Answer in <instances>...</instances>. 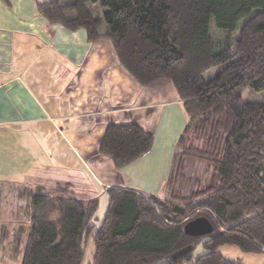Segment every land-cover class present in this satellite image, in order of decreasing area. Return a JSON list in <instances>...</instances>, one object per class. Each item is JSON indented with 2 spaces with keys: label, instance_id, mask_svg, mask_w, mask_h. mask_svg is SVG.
Instances as JSON below:
<instances>
[{
  "label": "trees",
  "instance_id": "obj_1",
  "mask_svg": "<svg viewBox=\"0 0 264 264\" xmlns=\"http://www.w3.org/2000/svg\"><path fill=\"white\" fill-rule=\"evenodd\" d=\"M64 1L37 2L36 11L49 25L83 29L89 43L109 38L123 69L142 87L169 82L186 124L165 198L110 187L98 228L99 202L77 192L71 177L53 181L49 192L40 182L18 185L16 200L24 209L16 204V213L27 221L12 222L19 226L11 252H23L20 264H83L89 241L91 264H242L228 261L221 246L264 253V99L244 100L264 94V0ZM210 18L225 33L220 43L209 34ZM214 68L219 71L204 80ZM153 142V134L135 123L109 124L99 153L120 169L147 154ZM202 165L213 173L206 182L189 173ZM195 218L207 219L212 233H184ZM5 223L0 246L10 228Z\"/></svg>",
  "mask_w": 264,
  "mask_h": 264
},
{
  "label": "crops",
  "instance_id": "obj_2",
  "mask_svg": "<svg viewBox=\"0 0 264 264\" xmlns=\"http://www.w3.org/2000/svg\"><path fill=\"white\" fill-rule=\"evenodd\" d=\"M37 2L0 1V148L10 129H34L47 138L52 153L58 139L105 195L110 187H127L128 180L136 191L145 187L155 191L158 183L167 182L171 168L174 148L165 145L175 147L181 135L175 137L162 124L168 121L177 128L186 123L171 84L142 87L123 69L109 38L89 43L83 29L72 32L49 25L39 17ZM130 123L152 133L153 146L117 169L99 153V142L107 125ZM38 169L36 174L43 165ZM32 171L24 182L30 181ZM248 261L264 264V253Z\"/></svg>",
  "mask_w": 264,
  "mask_h": 264
},
{
  "label": "rangeland",
  "instance_id": "obj_3",
  "mask_svg": "<svg viewBox=\"0 0 264 264\" xmlns=\"http://www.w3.org/2000/svg\"><path fill=\"white\" fill-rule=\"evenodd\" d=\"M29 0H24V2ZM44 0H38V2H43ZM67 1V0H66ZM64 1V2H66ZM209 34L214 41L220 43V39L225 34L224 31L218 29L213 18L209 19ZM219 69L214 68L209 70V72L203 75L204 80H210V78L215 75ZM264 99V94L257 95H245L244 100H248L251 102H257ZM184 113V111H183ZM182 113V115H183ZM185 116V115H184ZM186 124V123H185ZM184 124V126H185ZM164 127L169 129V132L176 133L175 137H177L178 133H182L184 130V126L172 127V124H169L168 121H164L162 124ZM42 133H36L34 129H27L17 127L9 130L8 138H4L2 142V148H0V224L4 222L10 223V228L7 233V237L5 243L0 246V264H20V260L22 258L23 252L19 250L16 255H13L14 252H11V246L14 242L15 230H17L18 224L27 221L22 217V212L16 213L18 211V206L16 204H22V201L18 202L16 190L19 187L18 185L22 184L24 180L23 177L26 176V173H30L31 177L30 181L34 184H38L39 182L42 184H46L45 188H43L46 192H49L53 189V181L60 180V177L69 176L71 180L76 182L75 188L76 191H82L85 194L84 198L97 199L99 202L98 209L96 211V219L94 221V225L99 227L101 220L106 215V210L108 207L107 197L105 195V190L94 184L93 180L90 178L87 171L78 165V163L66 152L63 145H60L58 139H56V151L54 153L50 152L48 147L47 138L44 139ZM49 135L52 136L51 133ZM168 139V137H167ZM165 141V137L163 138ZM166 148H174V145L170 147L168 144L165 145ZM201 143L198 142V146L200 147ZM5 149H4V148ZM39 152V154H38ZM173 153V152H172ZM171 154V152H168ZM41 160V162H40ZM52 162H51V161ZM50 161V162H49ZM170 159L165 161L166 168L170 164ZM169 163V164H168ZM40 164L43 165V171L36 174L35 168L38 169ZM26 168V169H25ZM27 171V172H26ZM39 169L37 170V172ZM194 170H190V177L198 176V179L202 182H206L210 176L213 174L212 171L202 166L196 168V172L193 173ZM61 181V180H60ZM131 184V182L128 180ZM129 183H124L125 188H130ZM145 190H137L143 196L154 197L163 199L166 196V187L165 184L160 185L157 184V187H145ZM35 190V189H34ZM11 205V206H9ZM21 209H24L21 207ZM14 213V214H13ZM17 218V219H15ZM10 220V221H9ZM19 221L18 224H13L14 222ZM13 222V223H12ZM5 223V224H6ZM210 235V234H209ZM208 236V235H206ZM26 236L23 235L21 240L26 242ZM22 243V247H23ZM86 252L83 258V264H91L93 255L95 253L94 245L92 241H89L86 245ZM218 252L223 255L228 261H236L242 264H252L248 259L257 258L260 254H245L239 251L237 248L233 246H221L218 248ZM199 253V249H197L194 255ZM262 260L259 259V262ZM187 264V263H184ZM260 264V263H259Z\"/></svg>",
  "mask_w": 264,
  "mask_h": 264
},
{
  "label": "water",
  "instance_id": "obj_4",
  "mask_svg": "<svg viewBox=\"0 0 264 264\" xmlns=\"http://www.w3.org/2000/svg\"><path fill=\"white\" fill-rule=\"evenodd\" d=\"M184 233L190 237H205L212 233V226L205 218H195L184 226Z\"/></svg>",
  "mask_w": 264,
  "mask_h": 264
}]
</instances>
